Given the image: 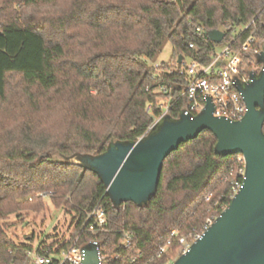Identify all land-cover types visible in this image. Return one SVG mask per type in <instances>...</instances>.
Here are the masks:
<instances>
[{"label": "trees", "instance_id": "1", "mask_svg": "<svg viewBox=\"0 0 264 264\" xmlns=\"http://www.w3.org/2000/svg\"><path fill=\"white\" fill-rule=\"evenodd\" d=\"M0 18V264H32L34 247L16 243L8 221L41 214L46 198L73 215L75 228L66 242L42 243L39 254L97 242L102 255H121L125 264H168L181 238L202 234L229 207L244 181L242 156L219 155L205 131L165 161L147 206L120 208L99 176L71 159L137 142L169 97L167 116L180 119L188 81L179 57L208 65L218 46L241 47L252 21L260 48L264 0H0ZM198 28L221 30L225 40L215 44ZM166 42L172 61L150 66ZM253 65L261 67L245 53L246 74ZM161 86L171 94L159 93ZM97 207L108 224L90 231Z\"/></svg>", "mask_w": 264, "mask_h": 264}, {"label": "water", "instance_id": "2", "mask_svg": "<svg viewBox=\"0 0 264 264\" xmlns=\"http://www.w3.org/2000/svg\"><path fill=\"white\" fill-rule=\"evenodd\" d=\"M207 37L221 44L226 33L214 30ZM256 61L261 70L249 72V80L236 85L247 107L242 120L215 117L208 99L205 110L195 117L165 116L135 143L117 142L103 154L71 159L96 173L120 208L130 203L147 206L158 192L165 161L180 144L197 140L205 131L216 137L219 155L243 157L244 181L231 204L173 264H264V42ZM83 250L81 264H99L94 243Z\"/></svg>", "mask_w": 264, "mask_h": 264}, {"label": "built area", "instance_id": "3", "mask_svg": "<svg viewBox=\"0 0 264 264\" xmlns=\"http://www.w3.org/2000/svg\"><path fill=\"white\" fill-rule=\"evenodd\" d=\"M198 33L206 34L202 28L197 29ZM251 31L249 37L238 49L232 47L233 43L222 46L221 53L215 52L210 64L202 65L191 59L183 58L181 62L178 61V71L180 75L187 78V87L183 92V95L188 99V106L184 108L182 115L184 116H197L201 114L208 102V99L212 100L214 105V116L217 118H225L230 121H240L247 113V107L244 102L242 94L237 90V82H246L249 80V74H246V70L243 68L244 54L251 53L254 60L256 55L261 51V47H256V32L257 27L255 21L242 28V32ZM190 45V48H193ZM160 67V66H156ZM255 69H251L250 72H259ZM172 73V71H169ZM248 73V71H247ZM159 93L166 95L171 94V89L167 86H161ZM166 103H161L160 108L162 115L156 120V122L168 115L170 111V104L172 97H169ZM151 107H148L150 111ZM241 161L244 163V169L240 172L244 176L245 174V162L243 157ZM242 185L236 184L235 194L239 191ZM216 220V219H215ZM209 220L203 233L208 227L215 221ZM89 230L95 231L97 229H104L108 220L104 209L97 207L88 215ZM202 233V234H203ZM176 235V232H173ZM202 234L192 237L190 240L181 238L180 254H185L190 246L201 238ZM98 249L99 264H125L126 258L121 255H109L104 256L100 251V247L97 242H93ZM131 242L127 240L126 247L130 246ZM171 242L161 249V252H166ZM84 250L83 247H77L74 244L69 250L57 253V248L54 252L45 250L44 254H39L37 250L28 252L32 264H81L83 260ZM135 258L130 259V263H134Z\"/></svg>", "mask_w": 264, "mask_h": 264}, {"label": "rangeland", "instance_id": "4", "mask_svg": "<svg viewBox=\"0 0 264 264\" xmlns=\"http://www.w3.org/2000/svg\"><path fill=\"white\" fill-rule=\"evenodd\" d=\"M222 49V46H218L216 52L221 53ZM173 56V45L166 42L161 52L154 60L149 62V65L156 67L164 63L168 64L172 61ZM253 69L258 71L260 67L253 65ZM162 102L166 103L167 101L163 100ZM45 201L47 208L41 214H30L23 218L10 217L8 233L16 243H31L34 249H37L44 242H47V244H52L54 241L63 243L70 238L75 228L73 215L65 213L64 209L55 208L48 198ZM30 238L33 240H30ZM180 249L179 247L175 257L168 264H173L182 255Z\"/></svg>", "mask_w": 264, "mask_h": 264}]
</instances>
